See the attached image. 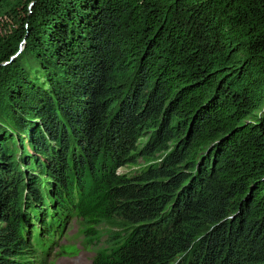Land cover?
<instances>
[{
    "label": "trees",
    "instance_id": "trees-1",
    "mask_svg": "<svg viewBox=\"0 0 264 264\" xmlns=\"http://www.w3.org/2000/svg\"><path fill=\"white\" fill-rule=\"evenodd\" d=\"M20 1L0 0V18L22 11L12 35L0 28V63L26 44L0 67V109L17 127L0 125L21 146L23 121L36 124L26 138L46 180L12 165L14 146L0 148V264H33L73 218L93 264H264V0H31L30 11ZM129 60L139 77L123 94L117 68ZM24 89L35 117L22 111ZM129 97L112 122L111 103ZM162 112L172 122L147 153L185 137L189 164L202 157L193 186L174 171L184 162L175 147L135 175L118 172L139 127Z\"/></svg>",
    "mask_w": 264,
    "mask_h": 264
},
{
    "label": "rangeland",
    "instance_id": "rangeland-1",
    "mask_svg": "<svg viewBox=\"0 0 264 264\" xmlns=\"http://www.w3.org/2000/svg\"><path fill=\"white\" fill-rule=\"evenodd\" d=\"M22 2L21 5V9L23 10H32L33 7V2L31 0H21L20 3ZM20 11V10H19ZM18 12V11H17ZM20 13V12H19ZM17 14L16 16L13 15L11 18L12 13H10L8 16H2L0 18V28L1 26H6L7 28L11 27V26H18L19 24V20L20 17L22 15V11H21V15ZM6 14V13H5ZM8 28V33H4V37L2 35V39H6L8 38L9 34H11L12 31H9ZM88 35V32H85ZM1 34V33H0ZM7 36V37H5ZM120 34H117L116 32H112V34L110 35V38L113 40V43H116L117 40H119L120 38ZM3 39V40H4ZM86 44V43H84ZM18 48L16 49V51L13 53L12 57L10 58V60L8 62H4V63H0V67L1 66H11L13 59H15L18 55H20V53L25 50L26 48V44L24 45V43H20L18 46ZM128 47V46H127ZM110 52L113 53V55L117 56V51L116 48L114 46L110 47ZM111 58H113L112 55H110ZM132 59V58H131ZM133 59L135 60V58L133 57ZM84 62H88V58H85L83 60ZM90 62V61H89ZM88 62V64H89ZM116 62H119L118 60H116ZM136 64L134 63L133 60H129L128 63L126 62H120L118 65L119 71H117L116 74V81L118 82V84H125L124 88L122 89L123 94L127 93L128 90L132 89V88H136L135 87V83L138 82V72H136ZM71 67V66H70ZM68 67V68H70ZM66 68V67H65ZM90 68V67H89ZM133 68V74L135 73V76H132L129 78H127L130 74V69ZM10 69V68H8ZM71 69V68H70ZM78 69L81 70V67H78ZM79 72V71H78ZM129 72L128 75H126V73ZM80 73V72H79ZM63 82V81H61ZM57 89L59 91L60 94H63V96H66L67 93L68 94V99H71V103L73 105H76V101L74 99V96L71 92H67L69 91L65 86H57ZM138 89V87H137ZM25 96L23 97V99L25 101H23L24 103L27 102V104H22V111L25 114H29L31 116H36L34 115L35 112H31L28 110V108L35 107V100L34 98H32V95L30 94L29 91H27L26 89H24ZM152 91V90H151ZM151 91H147L148 94H151ZM135 93V91L133 92V94ZM3 94L2 89H0V95ZM2 100V98H1ZM81 100V99H79ZM122 100V99H121ZM82 101V100H81ZM109 101V100H108ZM110 102V101H109ZM131 102L133 103V97H129L127 100H124L123 103L120 102V100H115L114 103H111L110 109H111V119L112 122L113 120H115V117H117L118 113L121 111L122 107H129L131 106ZM69 103V102H68ZM147 103V101H145L144 104H142V107H145V104ZM84 104V103H82ZM71 105V104H69ZM23 106H25L26 108H24ZM19 107V106H18ZM17 107V108H18ZM21 107V106H20ZM40 110V109H39ZM32 113V114H31ZM163 113V112H162ZM161 115H159L158 118L152 119L151 122H147L146 125L139 127V134L136 137V141L133 142V147H134V151L131 154V159L129 160V164L126 165L125 167L121 168L118 170L119 173H122L124 175H135L136 173H138L141 169H146L149 166L151 167L152 165H154L155 163H159L161 162V158L162 157H166L165 155H169L172 150L174 149V147L177 149H180L182 152V156H183V160L184 162L181 163V165H179L178 167H176L174 169V171H176L178 174L179 173H184V174H188V177L185 181V184H189L190 182L192 183V186L194 185V182L196 179H198V174L196 172V165L197 163H201L202 162V157L201 156H197L196 155V159H194L197 163L195 166H191L189 163L192 162L193 156L195 155V153L191 152L190 149V145L186 144V142L184 143L185 137L183 139V141L181 142V140L176 141V143L172 144L170 146V148L168 150H165L164 152L161 153H155L152 155H148L147 153V149L150 145H153L155 143H157V137H158V132L159 129L161 127L166 126L167 124L171 123L172 121V115L170 113H163ZM21 117V116H20ZM22 118V117H21ZM36 119V118H34ZM0 120H5L7 123L6 124H10L9 127L14 129L16 128V124L13 123L14 121L6 115V113H4V111H2L0 109ZM13 121V122H12ZM23 123H25V125L27 126L28 129H25V131L22 133V131L20 132V140L18 139L17 141L21 144V146H19L16 143V139L15 138H11V137H15L16 135H19L16 131H13V133L15 134H11L10 132H8L7 130L4 129V127L2 125H0V148H2L3 150H5L2 155L3 156H7V148L12 149V146L15 147V152H13L14 157H12L13 155L7 156L8 160H12V165L14 167L17 166H21V171L22 170H26L29 173H32L34 176H36L37 178H41L40 180L42 182H44L46 179V177L41 176L35 165L31 164V160L34 157L33 154L35 152H33L31 150V147L28 146L29 143V138L28 137L30 134V131H35L34 134H36V132L38 133V128H36V124L33 122H28V120H24ZM2 126V127H1ZM176 125H174L175 127ZM40 127V126H39ZM7 131V132H6ZM62 134H64L63 132H61ZM40 136V133H39ZM61 136V135H60ZM12 139H15V141H13L15 143V145H13ZM40 139L42 140V138L40 137ZM20 149L19 153H17V149ZM9 151V150H8ZM152 152V151H151ZM32 153V155L30 154ZM150 153V152H149ZM26 155H31L30 157L26 158V163L24 164V157ZM38 157H41L40 154H38ZM37 158V157H34ZM1 161V160H0ZM15 162V164H14ZM38 162V161H36ZM188 163V164H186ZM164 165H169V159H165L163 161ZM1 165V164H0ZM13 167V168H14ZM12 170V169H11ZM40 172V169H38ZM50 183V181H49ZM185 184H183V186H181V188H183L185 186ZM166 191L169 190L165 189ZM179 190L173 195V200L176 199L178 197L179 194ZM1 194H0V199H1ZM236 216H233V219ZM237 218V217H236ZM82 226L83 223L80 222L79 218H74L71 220H67V222L65 223V228H64V236L65 238L60 239L59 241L56 240L54 241V244L52 246L51 251H48L45 254H42V256L40 255L38 258H34V259H30L31 262H33V264H93V259H94V253H93V249L91 248L90 245L84 244L83 237L79 235V232L82 230ZM101 228H105V227H101ZM201 229V228H200ZM205 229L201 231H199L194 239V242L192 243V248H194L195 244L197 243V239H200L201 236H203L205 234ZM190 249L189 251H186L182 254H180L182 257L189 255Z\"/></svg>",
    "mask_w": 264,
    "mask_h": 264
},
{
    "label": "bare ground",
    "instance_id": "bare-ground-1",
    "mask_svg": "<svg viewBox=\"0 0 264 264\" xmlns=\"http://www.w3.org/2000/svg\"><path fill=\"white\" fill-rule=\"evenodd\" d=\"M48 173V172H47ZM50 174V173H49ZM63 193V192H62ZM64 194V193H63ZM56 197H57V195H56ZM58 198V197H57ZM49 203V202H48ZM55 204V203H54ZM63 204H65L64 202H63ZM44 206H45V204H44ZM65 206H66V204H65ZM64 206V207H65ZM42 207V206H41ZM53 207V206H52ZM67 209V208H66ZM43 210V209H42ZM56 210V209H55ZM49 211V210H48ZM47 211V212H48ZM57 211V210H56ZM59 211V210H58ZM57 211V212H58ZM64 211V210H63ZM62 212V211H61ZM36 213V212H35ZM39 213V212H38ZM52 213V212H51ZM53 214H55V212L53 213ZM59 214V213H58ZM56 216H57V214H56ZM64 216V215H63ZM65 217V216H64ZM53 218V217H52ZM57 219V218H56ZM61 219V218H60ZM63 219V218H62ZM59 219H57V222L59 223V221H58ZM48 222V221H47ZM51 222V221H50ZM50 224V223H49ZM58 225V224H57ZM50 226H52V224H50ZM39 228V227H38ZM56 228V227H55ZM53 229V228H52ZM39 230V229H38ZM34 232V231H33ZM37 232V231H36ZM45 233V232H44ZM47 233V232H46ZM50 233V232H49ZM48 234V233H47ZM53 234V233H52ZM50 236H52V235H50ZM84 238V237H83ZM51 239V238H50ZM56 241V240H55Z\"/></svg>",
    "mask_w": 264,
    "mask_h": 264
}]
</instances>
